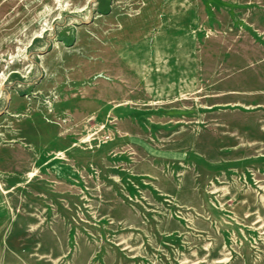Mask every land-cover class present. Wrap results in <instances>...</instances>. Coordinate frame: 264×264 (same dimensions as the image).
<instances>
[{
    "label": "rangeland",
    "instance_id": "obj_1",
    "mask_svg": "<svg viewBox=\"0 0 264 264\" xmlns=\"http://www.w3.org/2000/svg\"><path fill=\"white\" fill-rule=\"evenodd\" d=\"M0 264H264V0H0Z\"/></svg>",
    "mask_w": 264,
    "mask_h": 264
},
{
    "label": "bare ground",
    "instance_id": "obj_2",
    "mask_svg": "<svg viewBox=\"0 0 264 264\" xmlns=\"http://www.w3.org/2000/svg\"><path fill=\"white\" fill-rule=\"evenodd\" d=\"M55 42V41H54Z\"/></svg>",
    "mask_w": 264,
    "mask_h": 264
}]
</instances>
